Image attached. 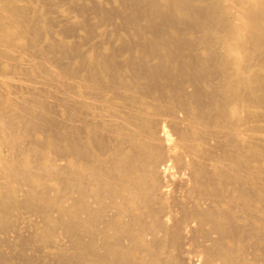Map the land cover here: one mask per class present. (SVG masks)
Returning a JSON list of instances; mask_svg holds the SVG:
<instances>
[{
	"label": "bare ground",
	"instance_id": "bare-ground-1",
	"mask_svg": "<svg viewBox=\"0 0 264 264\" xmlns=\"http://www.w3.org/2000/svg\"><path fill=\"white\" fill-rule=\"evenodd\" d=\"M81 1L66 3L88 38L90 13L115 16L101 10L110 2ZM119 2L133 38L117 46L101 32L117 47L83 53L41 41L39 12L0 0V63L16 70H0V264H182L189 240L201 257L183 264H251L250 238L264 233L253 202L264 204V0ZM49 99L69 132L46 133L56 125ZM37 131L48 151L29 144ZM67 154L71 169L58 164ZM52 231L71 248L49 245Z\"/></svg>",
	"mask_w": 264,
	"mask_h": 264
},
{
	"label": "rangeland",
	"instance_id": "rangeland-1",
	"mask_svg": "<svg viewBox=\"0 0 264 264\" xmlns=\"http://www.w3.org/2000/svg\"><path fill=\"white\" fill-rule=\"evenodd\" d=\"M17 1V3H26L27 5H29L28 7V11H24L25 13H27V14H31V13H29V12H31L32 10H35V11H37V12H39V15H38V18H39V24L42 26V27H44L45 29H46V27H47V29H46V32H47V34H44V32L42 33L43 35H42V38H40L41 39V41L42 40H45L44 42H46V41H48L49 43H50V41H52L51 43H53V42H58L59 40V42L61 43H63L64 45L65 44H67V48L69 49L70 47H72L73 45L79 50V51H82L83 53H85V50L86 49H88L89 47V50H91V48L93 47V44L92 43H94V46H97L98 44L101 46V48H102V43L103 42H105V41H102V40H106L107 38H109V39H107V40H109V42H110V44H116L117 42H118V40L120 41V43H121V40H120V38H122V40H127L128 39V37L130 36V37H132V35L134 36V30H133V32L131 31V30H129L128 28H126V27H122V26H124L123 24L124 23H121L122 21V18L120 17V16H118V12H117V10H116V7L117 6H115V5H117L118 4V11H120V9H121V7H120V0L118 1V0H88L87 2H89V3H91L90 5H92V3L93 2H95L96 3V1H98L97 3L98 4H95V3H93V6H95L96 7V5H104V2H110V4L109 5H107V4H105L104 5V7H102L101 6V10H104L105 8V12H110V11H112V13H114V14H112V16H115V17H110V18H112V19H110L111 21H109L108 19V21H104V22H106V23H104L103 21L101 22L98 18H97V16L96 15H94V17H93V13L91 14L92 16H90V14L88 15V22H89V24L90 25H92V32H91V34L92 35H90L88 38H87V36L88 35H86V31H85V29H83V27L81 28L80 26L81 25H79V24H76V23H78L77 21H79V20H81L82 19V17H81V15H79L80 13H78V9L76 10L75 8H76V6H77V4H75L74 6H75V8H74V6H69L70 5V3H66V0H64V1H52V0H38V1H36V0H25V2H22V1H19V0H16ZM78 1V0H77ZM92 1V2H91ZM226 1V3L227 2H229V0H225ZM80 2H82L81 0H80ZM119 2V3H118ZM79 3V2H78ZM69 4V5H68ZM72 5V4H71ZM113 5V6H112ZM236 6V5H235ZM99 8H100V6H99ZM99 8H97V9H99ZM103 8V9H102ZM232 8H234V7H232ZM108 9V10H107ZM107 10V11H106ZM236 10V8H234V9H231V11H234L233 13H234V15H236V13H238V12H236L235 11ZM116 13V14H115ZM62 14H65V15H62ZM58 15H60V16H58ZM65 16V17H64ZM58 17H61V18H58ZM68 17H70V21H66V20H64L65 18H67V20H69L68 19ZM81 17V19H79ZM236 17V16H235ZM73 18V19H72ZM78 19V20H77ZM98 19V20H97ZM63 21H66V22H63ZM72 21H76V22H73L72 23ZM141 21L142 20H140V23H141ZM80 22V21H79ZM99 22V23H98ZM61 23H62V25H61ZM144 24H145V21L143 22ZM64 24H66V25H64ZM69 25V26H68ZM78 25V26H77ZM141 26L143 25L142 23L140 24ZM72 26V27H71ZM77 26V27H76ZM95 26V27H94ZM140 26V27H141ZM64 27V28H63ZM68 27H70L72 30H73V32L71 31V29H70V31L71 32H69V29H68ZM63 28V29H62ZM122 28V29H121ZM131 31V32H129V31ZM70 33H68V32ZM95 31V32H94ZM45 32V33H46ZM65 32H67V33H64ZM106 33V34H103V35H105V37L104 38H106V39H102L103 38V35H101L102 33ZM50 33V34H49ZM101 33V34H100ZM108 33V34H107ZM69 34V35H68ZM96 34H98L97 36H95ZM85 36V37H84ZM97 37H102L101 38V40H100V38H98L97 39ZM117 37L119 38V39H117ZM125 37H127V39L125 38ZM85 38V39H84ZM133 38V37H132ZM131 38V39H132ZM90 39V40H89ZM92 39V40H91ZM96 41H94V40ZM61 40H63V41H61ZM17 41V40H16ZM26 41V39L25 38H20L19 40H18V42H15V44H17L18 45V43H24ZM101 41H102V43H101ZM48 42H46V43H48ZM87 42V43H86ZM91 42V43H90ZM119 43V42H118ZM117 43V44H118ZM68 44H70V45H68ZM72 44V45H71ZM85 44V45H84ZM87 44V45H86ZM96 44V45H95ZM104 44V48L106 47V44H108L109 45V43H107V41L105 42V43H103ZM113 44V45H114ZM116 44V45H117ZM41 45H44L43 43H41ZM113 45H109L110 47H112ZM118 45H120V44H118ZM117 45V46H118ZM45 46V45H44ZM73 46V47H74ZM117 46H113V47H117ZM80 48H85V50L83 51V50H81ZM103 48V50H108V48L106 47V49H104ZM26 54H23V51H20V52H17V54H18V56H20V59H19V61H21L22 59V56L23 57H25L26 59L29 57L28 56V51H24ZM70 52V51H69ZM68 52V53H69ZM86 52H89L88 50L86 51ZM71 53V52H70ZM22 55V56H21ZM73 53L72 54H70L69 55V57H67L66 59L64 58L63 60H64V67L65 68H67V70H69L70 69V67L72 66V64H73ZM28 56V57H27ZM71 56V57H70ZM70 58H72V59H70ZM25 59V60H26ZM49 61L47 60V62H46V64L48 63ZM3 63V62H2ZM9 64H10V62H8ZM8 63H5L4 62V64H1L0 63V70L3 72L4 70H5V72L4 73H6V70H8L9 72L8 73H10V74H8V73H6V74H8V75H13V74H15L16 73V70H14L15 72H10V71H12V70H10V68L11 67H8L9 66V64ZM50 63V62H49ZM63 63V62H62ZM6 65H8V66H6ZM62 66H63V64H62ZM7 69H6V68ZM2 68H5L4 70H2ZM69 68V69H68ZM18 76V75H17ZM12 77V76H11ZM71 81V80H70ZM50 100V99H49ZM50 101H52V100H50ZM53 102V101H52ZM52 102H51V105H52ZM54 103V105H52L51 106V108L53 109L52 110V113H51V116H52V118H54V116H55V118L53 119L55 122V124L56 125H58V126H54V127H52L51 128V131L49 130V132H48V130H47V132L46 133H49L50 135L52 134L51 132H54L53 134H56V133H58V131L60 130L62 133H67V132H69V130H70V128L69 127H67L66 128V125H63L64 123L63 122H61V124L63 125H61V127H60V123H57L58 121H59V119H60V117H61V115H63L65 112H64V110H60V109H63V107H60V109L58 108L60 105L59 104H57V103H55V102H53ZM56 105V106H55ZM56 110V111H55ZM256 110V111H255ZM258 110H262L261 108H256V109H254V111H253V108H252V111L253 112H255V113H259V112H264V110H262V111H259L258 112ZM62 111V112H61ZM60 112V113H59ZM64 112V113H63ZM59 113V114H58ZM61 113H63V114H61ZM61 114V115H60ZM59 115V116H58ZM256 115V114H255ZM56 116H58V117H56ZM63 116H65V114L63 115ZM262 118H260V120L259 119H256L257 121L259 120V121H261L262 119H263V117L264 116H261ZM56 118H57V120H56ZM61 121V120H60ZM258 121V122H259ZM263 121V120H262ZM259 123H261V122H259ZM67 124V123H66ZM69 124V123H68ZM67 126H69V125H67ZM58 127H59V130H57L58 129ZM61 128H63V129H65L66 128V130H64L63 131V129H61ZM67 131V132H66ZM44 134L42 133V132H40V131H37V132H35V133H32L31 134V139L29 138V144H34L35 146L36 145H39V146H37L36 147V149L37 150H39L40 151V149H42V152H44V149H45V151H48L47 150V148L44 146V145H42V143H43V141L42 140H44ZM34 137H35V141H34ZM38 137L40 138V140L42 141H40V140H37L38 139ZM31 141H34V142H31ZM39 143H38V142ZM62 144V143H61ZM63 144H67V143H65V142H63ZM62 144V145H63ZM42 146H44L43 148H42ZM64 146H66V145H64ZM0 147H2V146H0ZM61 147H63V146H61ZM3 148V147H2ZM0 148V151H1V154L3 155V154H5V152H6V149L5 148ZM38 151V152H39ZM37 152V151H36ZM7 153V152H6ZM41 153V152H40ZM0 154V155H1ZM5 155H7V154H5ZM54 156V155H53ZM53 156H52V163H57L56 161H58L61 157L60 156H57V155H55V159L53 158ZM66 156V158L64 157V156H62V158L64 159H62V160H59L58 161V164H60L61 162H62V164H64L65 165V167H66V169L67 168H69L70 167V165L72 164V163H70V162H72V157L70 156V155H65ZM22 157V156H21ZM56 158H58V160H56ZM19 159L20 160H22L23 158H20L19 157ZM54 160H56L55 162H54ZM60 162V163H59ZM59 165V166H64V165ZM67 164V165H66ZM55 165H57V164H55ZM58 166V165H57ZM72 167V166H71ZM69 169H71V168H69ZM263 170H264V166H263ZM262 172V171H261ZM262 174H263V172H262ZM49 182V181H48ZM259 182V184L261 183L262 184V182H260V181H257L256 182V185H257V183ZM47 183V181H44L43 182V186L45 187V186H47V185H45ZM50 183H52V182H49V184ZM48 184V183H47ZM54 184V183H53ZM49 185V186H54V185ZM258 184V186L257 187H260V188H263L264 187V183L262 184V186L261 185H259ZM45 187L46 189H47V191L49 192V194L51 195L52 193V191H53V187ZM50 190H49V189ZM260 188H258V189H260ZM54 193V192H53ZM53 195V194H52ZM51 195V196H52ZM64 196H67L68 197V195H63L62 197H64ZM62 199V202H64V201H66V199L65 198H61ZM255 200H258V199H254L253 200V202H254V204L256 205H254L253 204V206H255L256 208L258 207H264V204H262L263 203V201L262 200H260V202H255ZM262 202V203H261ZM260 205H259V204ZM259 208V209H264V208ZM255 208V209H256ZM234 209V208H233ZM235 209H238V208H235ZM53 211L55 210H57V209H52ZM178 210L179 209H176V211L178 212ZM51 212V213H53L52 214V216H56L57 215V211L56 212ZM172 211V212H171ZM176 211H174V209L173 210H170V212L171 213H173V212H175V214H177V212ZM55 213V214H54ZM22 216L24 217L25 215L24 214H26V215H28L29 216V214L31 215V216H33V218H34V220H36V222H37V225L38 226H43V227H45V226H47V228H48V225L49 224H47L45 221H43L42 219L40 220V218H38L37 216L35 217L34 215H32V213H29V214H27V212L25 213V212H22ZM167 214L168 213H166V215H165V217H167ZM175 214H171V216L172 215H175ZM21 216V215H20ZM27 216V217H28ZM31 216H29L30 218H28V219H30V222H31V220H33V218L31 217ZM170 216V213L168 214V217ZM26 217V216H25ZM24 217V218H25ZM26 217V218H27ZM37 218H38V220H39V222L37 221ZM45 223V224H44ZM32 224H36V223H33L32 222ZM45 225V226H44ZM50 225H51V223H50ZM36 226V225H35ZM37 227V226H36ZM46 228V227H45ZM25 229H30L29 228V226H25L24 228H23V232H22V234L21 235H23L22 237H25V235H28L26 232H28L27 230H25ZM26 234H25V233ZM52 232H54L53 234H51ZM51 233H50V239L49 240H51V242L49 241V245H51V243H52V241H53V239H54V243L53 244H56V245H61L62 247H64L65 249H69V248H71V247H69L70 246V242H69V246H67V244H68V242H67V240H65L66 238H64V237H62L61 235H60V233L58 232V231H52ZM25 235H24V234ZM57 233L59 234V236L57 235ZM14 235V234H13ZM51 235H53L52 237L53 238H51ZM15 236L16 235H14V237L12 238V239H14L15 238ZM16 238H18V237H16ZM14 239L13 241L14 242H16V241H18L17 239ZM251 240V242L248 244V252L250 253V263L251 264H254L258 259H261L262 261H264V233L261 231L260 233H256V235H254V236H252L251 238H250ZM16 240V241H15ZM55 241H56V243H55ZM59 241V242H58ZM193 241V240H192ZM191 240H189V244L190 245H193V247L192 246H190L189 244H188V248L190 249V247H192L193 248V251L191 250V252L192 253H189V254H186V251L184 250L185 248H183V250L184 251H181V252H179L180 253V257H182V255H183V252H184V254H185V258L186 259H184V258H178V260H179V263H185L186 261H187V259H193L194 261L196 260L195 258H197L198 257V259L201 257L200 255V253H198V252H200L201 251V249H199L200 247L199 246H194V244H193V242H192ZM66 242V243H65ZM191 242H192V244H191ZM48 243V242H47ZM196 244V243H195ZM46 245H48V244H46ZM56 245H52V247L51 248H47V246L45 247V246H42V247H45V248H41V250H39V251H42V252H40V253H43V251H44V253L46 252V255L48 256V255H51L50 257H52L53 256V251H55V249H56V247H58V246H56ZM65 245H66V247H65ZM196 245H198V244H196ZM55 246V249L53 248ZM49 247V246H48ZM68 247V248H67ZM186 247V246H185ZM47 248V249H46ZM49 249V250H48ZM51 249V250H50ZM54 249V250H53ZM199 249V251L197 252V253H195L196 252V250H198ZM47 250V251H46ZM57 250V249H56ZM181 250V249H180ZM195 250V251H194ZM179 251V250H178ZM50 252V253H49ZM52 252V253H51ZM175 252V251H174ZM55 253H56V251H55ZM196 254L195 256H197V257H195V256H193L194 254ZM173 256H174V254H172ZM171 255V256H172ZM190 255V256H189ZM43 256H45V255H43ZM46 256V259L45 260H48V258L49 257H47ZM189 256V257H188ZM52 259V260H51ZM55 258H54V256L52 257V258H49V261H47L48 262V264H52V262H53V260H54ZM186 260V261H185ZM192 260V261H193ZM52 261V262H51ZM54 261H56V260H54ZM46 262V261H45ZM51 262V263H50ZM264 263V262H263ZM43 264H47V263H43ZM54 264H56L55 262H54ZM198 264H199V262H198ZM201 264V263H200Z\"/></svg>",
	"mask_w": 264,
	"mask_h": 264
}]
</instances>
